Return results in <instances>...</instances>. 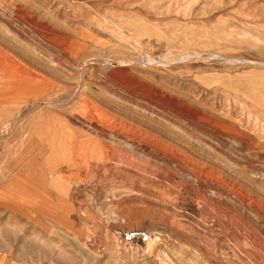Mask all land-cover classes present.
I'll list each match as a JSON object with an SVG mask.
<instances>
[{"label": "rangeland", "instance_id": "rangeland-1", "mask_svg": "<svg viewBox=\"0 0 264 264\" xmlns=\"http://www.w3.org/2000/svg\"><path fill=\"white\" fill-rule=\"evenodd\" d=\"M0 264H264V0H0Z\"/></svg>", "mask_w": 264, "mask_h": 264}]
</instances>
